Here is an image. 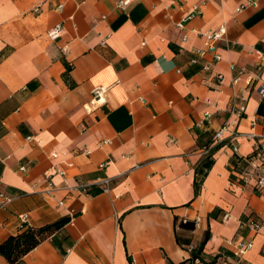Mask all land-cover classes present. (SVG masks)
Wrapping results in <instances>:
<instances>
[{"label": "crops", "instance_id": "0c3cea01", "mask_svg": "<svg viewBox=\"0 0 264 264\" xmlns=\"http://www.w3.org/2000/svg\"><path fill=\"white\" fill-rule=\"evenodd\" d=\"M120 1L0 0V243L20 215L69 217L16 264H189L205 236L191 264H238L240 240L239 264H264V236L244 224L264 219V189L231 164L264 148V0ZM183 219L194 230H176Z\"/></svg>", "mask_w": 264, "mask_h": 264}, {"label": "trees", "instance_id": "16d2710c", "mask_svg": "<svg viewBox=\"0 0 264 264\" xmlns=\"http://www.w3.org/2000/svg\"><path fill=\"white\" fill-rule=\"evenodd\" d=\"M218 147L219 146L214 147V149L210 151L196 167L194 172L195 173L194 195L198 194L200 185L202 184L207 171L211 168L213 164L212 153ZM256 155H257V151H255V153L245 158L234 156L233 159L231 160L232 171L236 172V174L238 175L247 171L251 165V162L256 157ZM232 178L233 177H231V179ZM240 182L242 183V181ZM250 183L254 192H256L257 194L262 190V189H257L254 186L253 181H250ZM250 183L248 182L246 184H250ZM100 192L101 190H96L92 193L89 192V194L96 195ZM69 221H70L69 217H63L56 220L53 223H50L40 228H32L29 226L22 225L16 235L10 236L4 242L0 243V256L5 259L7 264H16L22 259L23 256H25L27 253L32 251L40 242L62 230L63 227ZM181 221L176 223V230H184L187 232H191L192 230H194L195 228L194 223L188 221L186 223H182ZM207 240H208V236H205L203 240L199 243V245L194 250L191 251V257L187 261L189 264H191L192 261L200 258V252ZM176 241L179 245L189 244V242L182 243L177 236H176ZM232 257L236 260L238 264L240 263V261L237 260L233 255ZM128 261L131 264V260L129 257H128Z\"/></svg>", "mask_w": 264, "mask_h": 264}, {"label": "built area", "instance_id": "2783aa9c", "mask_svg": "<svg viewBox=\"0 0 264 264\" xmlns=\"http://www.w3.org/2000/svg\"><path fill=\"white\" fill-rule=\"evenodd\" d=\"M130 2V0H122L120 1L117 6L119 8H123L125 7L128 3ZM250 6H255V2H250L249 3ZM62 8L61 5H59L57 7L58 10H60ZM35 11H38V9H35ZM62 31V26L61 25H56L52 31L49 32V36L52 39L57 38L60 33ZM223 34L222 30H219L217 32H205L203 34V37L205 39V45L207 47V50L210 51H215V45L214 43L218 40L221 39ZM205 54V50H199L196 51V55L199 57H202ZM213 59L215 61H219L220 60V56L218 54H214L213 55ZM204 70H207V67H203ZM105 90L103 88H96L93 90L92 95V101L95 103H103V95H104ZM259 94L262 98H264V85H262L259 89ZM241 111H243V108L240 109ZM256 122L253 121L252 125H255ZM260 124L262 125V127H264V119L260 120ZM220 134L221 131L217 132L214 137L213 140L218 142L220 140ZM249 138H253L254 135L253 134H249L247 135ZM29 138H27L28 140ZM231 149L236 152V147L235 145H231ZM257 151V155L256 157L253 159V161L251 162L250 167L248 168L247 171L243 172L242 174H239L237 177L240 181H242L243 184H246L250 181H253L254 186L257 189H264V148L262 147H257L256 148ZM20 171H25L24 167H20L19 169ZM107 184V181L104 182V185ZM82 191H85L84 187H82ZM12 202V198L9 196H5L3 194L0 193V209H5L10 203ZM61 205V203H60ZM22 225L24 226H28L27 222V216L26 215H20L19 216ZM224 218H226V216H224ZM182 223H186L187 220L183 219L181 221ZM247 227H249L250 229H252L254 231V233L256 234H261L264 236V219L261 221H255L252 219H248L245 223H244ZM229 244L232 245L233 250H232V255L237 259V260H241L242 256L245 255V253L247 251H249L252 248V244L251 243H246L244 241H234V242H229Z\"/></svg>", "mask_w": 264, "mask_h": 264}]
</instances>
